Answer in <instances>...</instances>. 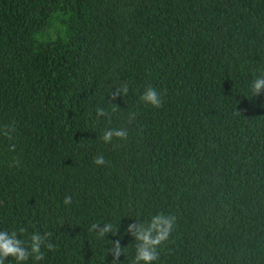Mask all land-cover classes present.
I'll use <instances>...</instances> for the list:
<instances>
[{"label": "trees", "instance_id": "trees-1", "mask_svg": "<svg viewBox=\"0 0 264 264\" xmlns=\"http://www.w3.org/2000/svg\"><path fill=\"white\" fill-rule=\"evenodd\" d=\"M261 74L264 0H0V230L55 245L24 264H112L117 240L131 264L128 225L164 213L154 264H264Z\"/></svg>", "mask_w": 264, "mask_h": 264}, {"label": "clouds", "instance_id": "clouds-1", "mask_svg": "<svg viewBox=\"0 0 264 264\" xmlns=\"http://www.w3.org/2000/svg\"><path fill=\"white\" fill-rule=\"evenodd\" d=\"M250 90L254 97L264 92V74L253 79ZM127 93L128 86L124 84L115 89L112 93L111 100H115L117 97L122 98L126 96ZM140 100L147 105L159 108L162 105V94L155 88L149 86L140 96ZM118 109L119 107L117 105L112 104L113 112ZM96 115L97 118H111L109 113L103 108H98L96 110ZM135 115V113L130 114L129 122H131V119H133ZM5 134L7 135L8 133L6 132ZM113 138L119 140L127 139V129L105 130L102 136L103 142L110 143ZM93 162L97 166H104L106 164V160L103 156L95 157ZM63 203L65 205H70L72 203V197L65 196ZM138 221L140 220L134 219L133 223L129 224L126 229L127 234L131 235L135 242V256L131 264H154V262L159 259L157 249L168 240L174 229L176 217L158 213L147 221ZM89 231L95 232L100 238H105L109 234L115 235L118 228H114V225L110 222H106L103 225L93 223L90 225ZM25 232L26 229L24 228H21L19 233L17 231L9 232L7 230H0V264H5V261L10 257L16 261V264H24L29 258L40 261L43 259L42 248H46L48 251L52 252L55 251V245L48 242L47 234L41 235L39 232H34L28 237V242L26 243L25 240L20 238V234ZM125 248L121 247L119 240L112 243V247L109 250L113 256L112 264H118L120 256L124 254Z\"/></svg>", "mask_w": 264, "mask_h": 264}]
</instances>
